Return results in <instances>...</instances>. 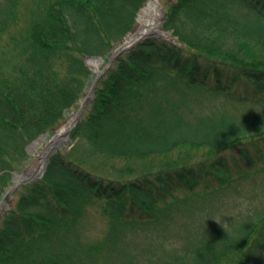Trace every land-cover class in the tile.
<instances>
[{"label": "trees", "instance_id": "1", "mask_svg": "<svg viewBox=\"0 0 264 264\" xmlns=\"http://www.w3.org/2000/svg\"><path fill=\"white\" fill-rule=\"evenodd\" d=\"M146 1L0 0V198ZM161 28L178 44L120 53L15 191L0 264H264V0H176Z\"/></svg>", "mask_w": 264, "mask_h": 264}, {"label": "rangeland", "instance_id": "2", "mask_svg": "<svg viewBox=\"0 0 264 264\" xmlns=\"http://www.w3.org/2000/svg\"><path fill=\"white\" fill-rule=\"evenodd\" d=\"M176 0H147L144 4H143V7L140 9V11L138 12L137 14V17H136V26H135V30L132 32V34H130L129 36H127L123 41H128L130 38H134V35L142 28H146V22L148 23V18L147 16L145 15V8L148 6V4H152V5H157L159 7V15H157L155 18H154V22H157L158 23V27L154 30V31H151L150 33H148L149 35H156L158 32H163L161 26H162V21H163V16H164V13H165V10L167 8L168 5H170L171 3L175 2ZM146 21V22H145ZM165 36H169L167 33H164ZM146 36V34H145ZM168 38V37H167ZM121 43V44H122ZM120 44V45H121ZM119 45V46H120ZM118 46V47H119ZM117 47V48H118ZM114 52H116V49L115 51H113L112 55L114 54ZM110 59V58H109ZM100 61V67H99V72L104 70L106 67H107V62L108 61H105L103 60L102 58L99 57L98 59ZM91 74H92V82L93 80L97 77V73L95 71H93L89 66H88ZM90 90V86L88 87V90L86 91L85 93V96L84 98H82V100L80 101V105H81V102L83 101V99H85L87 96H88V91ZM89 100V99H88ZM88 102V101H87ZM86 102V104H87ZM85 104V106H86ZM78 109L76 110H73L67 117V119L65 120V122L54 132V134L50 137V138H47V137H39L37 140H35L34 142H32L29 146H28V149H27V163L26 165L24 166V168L30 164H34L35 161L37 160V158L41 155V152L42 150L44 149L45 145L49 142V140L55 135V133L61 129L66 123L67 121L71 118V117H74V116H78ZM81 116L78 117L77 121H76V125L79 121ZM75 125V126H76ZM75 128V127H74ZM71 132L72 130L70 131L69 135L67 136V139L65 140V142L60 145V147H56V148H53L52 151L49 152L48 156H47V159L49 160V157L50 155H52L53 153H60V154H64L66 156H69L70 154V151L73 150L75 148V140L71 138ZM74 158H70L71 160H77L80 158V156L78 155H73ZM23 168V170H24ZM47 168V167H46ZM21 173V172H20ZM19 173V174H20ZM16 177H18V175H13L12 177V183L14 185V181L13 179H15ZM35 179H40V178H35ZM34 180V179H33ZM31 180V181H33ZM27 183V182H26ZM12 185V186H13ZM15 192H13L9 197H7V193L4 194L1 198H0V204L5 200V202H9L8 205H12L15 203V200H16V196L14 194ZM7 197V198H6ZM11 207H9L6 211H8ZM5 211V212H6ZM3 212V213H5ZM95 223V227H97V231H101L102 227H101V223H97L95 221H93Z\"/></svg>", "mask_w": 264, "mask_h": 264}, {"label": "bare ground", "instance_id": "3", "mask_svg": "<svg viewBox=\"0 0 264 264\" xmlns=\"http://www.w3.org/2000/svg\"><path fill=\"white\" fill-rule=\"evenodd\" d=\"M144 12L148 18V23L145 21L146 22V28L140 29L134 35V38L132 37L129 39L127 44H130L133 41H135V39L137 40L140 37L144 36L145 34H148L151 31H154L158 27V23L154 22V18L157 15H159V7L157 5L148 4V6L145 8ZM87 64L93 71H95L97 74H99L100 61L98 59H90V60H88ZM77 119H78V116L71 117L67 121V123L55 133V135L47 143L46 150L37 158L35 163L28 168L24 177L30 179V178H36V177L41 175L49 152L52 151L53 148L60 147V145H62L65 142V140L67 139L68 133L70 132L72 127L75 125ZM21 180L22 179L20 177L15 178V181L17 183H20ZM8 203L4 202L3 204L0 205V213H3L6 209L9 208Z\"/></svg>", "mask_w": 264, "mask_h": 264}, {"label": "water", "instance_id": "4", "mask_svg": "<svg viewBox=\"0 0 264 264\" xmlns=\"http://www.w3.org/2000/svg\"><path fill=\"white\" fill-rule=\"evenodd\" d=\"M159 36H161L162 37V35L161 34H159ZM126 48H118V49H116V52L113 54V56L110 58V60H109V62L108 63H111L113 60H114V58L119 54V53H121L122 51H124ZM93 59H97V58H93ZM104 72V70L102 71V72H100L99 74H102ZM97 80H98V77H96L95 78V80H94V82H93V85H92V88H91V90H90V94H93V88H94V86H95V84L97 83ZM82 106H83V104H82ZM81 109L82 108H80V110H79V113H81ZM45 135H42L41 137H44ZM46 148H47V144H46V146L44 147V149H43V151L41 152V154L46 150ZM47 163H48V160H46L45 161V164H44V168H43V170H42V173H41V175L44 173V171H45V168H46V166H47ZM32 164H30V165H28L25 169H24V171L21 173V174H19L18 176L22 179L21 180V182L20 183H17L15 180H14V182H15V185L11 188V190L8 192V195H10L20 184H24V183H26V182H28L30 179L29 178H26V177H24V175H25V173H26V171L28 170V168L31 166ZM40 175V176H41ZM3 203V202H2Z\"/></svg>", "mask_w": 264, "mask_h": 264}, {"label": "clouds", "instance_id": "5", "mask_svg": "<svg viewBox=\"0 0 264 264\" xmlns=\"http://www.w3.org/2000/svg\"><path fill=\"white\" fill-rule=\"evenodd\" d=\"M217 223H219L218 221H216ZM166 247H167V245H166Z\"/></svg>", "mask_w": 264, "mask_h": 264}]
</instances>
